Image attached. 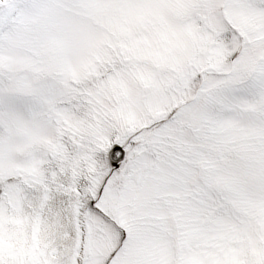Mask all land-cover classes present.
Wrapping results in <instances>:
<instances>
[{
	"label": "snow or ice",
	"instance_id": "1",
	"mask_svg": "<svg viewBox=\"0 0 264 264\" xmlns=\"http://www.w3.org/2000/svg\"><path fill=\"white\" fill-rule=\"evenodd\" d=\"M0 264H264V0H0Z\"/></svg>",
	"mask_w": 264,
	"mask_h": 264
}]
</instances>
